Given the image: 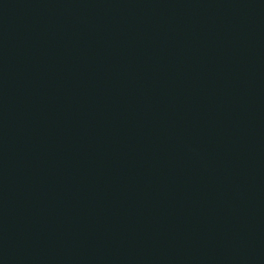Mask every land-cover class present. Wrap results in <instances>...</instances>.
Masks as SVG:
<instances>
[{
	"label": "water",
	"instance_id": "95a60500",
	"mask_svg": "<svg viewBox=\"0 0 264 264\" xmlns=\"http://www.w3.org/2000/svg\"><path fill=\"white\" fill-rule=\"evenodd\" d=\"M0 264H264V0H0Z\"/></svg>",
	"mask_w": 264,
	"mask_h": 264
}]
</instances>
